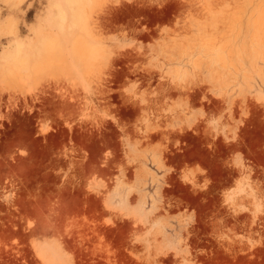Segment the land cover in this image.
<instances>
[{
  "label": "rangeland",
  "instance_id": "1",
  "mask_svg": "<svg viewBox=\"0 0 264 264\" xmlns=\"http://www.w3.org/2000/svg\"><path fill=\"white\" fill-rule=\"evenodd\" d=\"M0 264H264V0H0Z\"/></svg>",
  "mask_w": 264,
  "mask_h": 264
},
{
  "label": "bare ground",
  "instance_id": "2",
  "mask_svg": "<svg viewBox=\"0 0 264 264\" xmlns=\"http://www.w3.org/2000/svg\"><path fill=\"white\" fill-rule=\"evenodd\" d=\"M59 13H61V11Z\"/></svg>",
  "mask_w": 264,
  "mask_h": 264
}]
</instances>
